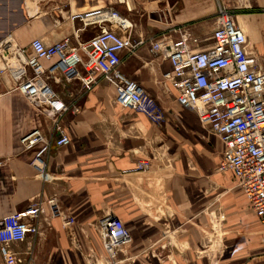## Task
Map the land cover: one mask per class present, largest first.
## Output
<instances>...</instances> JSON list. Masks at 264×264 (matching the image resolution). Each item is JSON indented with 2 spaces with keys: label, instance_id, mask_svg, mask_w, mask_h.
I'll use <instances>...</instances> for the list:
<instances>
[{
  "label": "crops",
  "instance_id": "crops-1",
  "mask_svg": "<svg viewBox=\"0 0 264 264\" xmlns=\"http://www.w3.org/2000/svg\"><path fill=\"white\" fill-rule=\"evenodd\" d=\"M109 7L128 20L132 41H143L121 53L119 70L160 108L123 109L103 78L86 90L79 80L46 73L69 108L49 118L15 90L18 60L0 52V221L45 204L39 233L14 248L25 264H108L98 224L112 215L130 234L125 264H264L262 227L232 173L217 170L220 138L201 125L195 110L177 104L174 87L162 77L171 70L169 61L150 51L152 41L183 34L198 41L196 50L210 47L211 16L223 8L264 70V0H187L179 6L130 0L128 10L113 0H0V39L12 38L27 53L35 39L47 45L69 39L76 47L100 28L75 17ZM56 124L70 138L66 147L55 145ZM36 130L50 145L45 174L21 144ZM143 160L147 170L135 172ZM52 199L61 216L76 220L72 237L62 217L52 218Z\"/></svg>",
  "mask_w": 264,
  "mask_h": 264
},
{
  "label": "built area",
  "instance_id": "built-area-1",
  "mask_svg": "<svg viewBox=\"0 0 264 264\" xmlns=\"http://www.w3.org/2000/svg\"><path fill=\"white\" fill-rule=\"evenodd\" d=\"M113 1L129 9L130 0ZM75 18L86 25L98 26L99 33L76 47L71 46L69 39L54 45L35 39L30 53L12 47L6 51H11L18 60L14 72L16 90L55 120L69 108L47 83L46 73L52 76L60 73L66 81L79 80L86 90L103 78L114 88L115 101L123 109L139 110L144 102L150 103L142 87L119 70L121 53L143 44L141 40L132 41V26L126 25L127 19L113 7ZM210 40V47L196 50L192 46L198 41L186 35L178 40L163 38L152 41L150 51L169 61L171 70L162 77L174 87L177 104L195 110L201 125L220 138L224 149L217 170L232 173L264 233V70L257 67L250 54L244 31L226 12L217 15ZM9 41L13 43L12 39ZM5 50L6 47H0V52ZM44 61L52 66L45 69ZM56 132L59 138L55 145L68 146L70 138L58 124ZM21 144L24 151L33 154L32 166L45 174L43 157L50 147L49 141L36 130L23 137ZM146 168L145 162H139L135 172ZM49 205L52 218L62 217L55 199ZM44 212V204L40 202L0 221V252L5 264H25L22 253L14 246L39 233V220ZM62 219L66 229H73L74 218ZM99 230L108 259L113 262L118 251L129 244L130 234L122 221L112 215L100 221Z\"/></svg>",
  "mask_w": 264,
  "mask_h": 264
},
{
  "label": "rangeland",
  "instance_id": "rangeland-1",
  "mask_svg": "<svg viewBox=\"0 0 264 264\" xmlns=\"http://www.w3.org/2000/svg\"><path fill=\"white\" fill-rule=\"evenodd\" d=\"M175 1V3H176V5L177 6H179V5H183V4H186L187 3V0H174ZM220 11H223V12H226L227 14H229L231 17H233V19H234V15L232 14V13H229V12H227V10L226 9H223V8H219L214 14L215 15H213V16H211V18H214V20L212 21V24H213V28H212V30H214V27H215V21H216V18H217V15L219 14V12ZM210 19V18H209ZM113 30H115V28H112ZM184 35V34H183ZM187 36V35H186ZM10 39H12V38H5V39H0V47L2 46V47H6V50H5V52L6 51H9L10 50V47H12V48H14V49H17L16 47H15V45H14V43H10ZM4 42V43H3ZM5 44V45H4ZM253 56V58H254V61L256 62L257 61V58H256V56L255 55H252ZM13 63V62H12ZM16 62L14 61V65H16L15 64ZM256 64H257V62H256ZM259 65L257 64V67H258ZM17 89V86L15 87V90ZM17 91V90H16ZM152 108H160V107H158V106H152V104L151 103H148V102H144V106L143 107H141L140 109H152ZM139 162H145L146 163V165H148V163H147V161H145V160H143V161H139ZM138 162V163H139ZM137 163V164H138ZM137 166V165H136ZM136 168V167H135ZM147 168H148V166H147ZM147 168L145 169V170H147ZM145 170H143V171H145ZM143 171H136V172H143ZM65 218H74V217H71V216H65ZM75 220V219H74ZM75 224H76V220H75ZM98 226H99V224H98ZM74 227V226H73ZM100 231V230H99ZM68 232L70 233V235H71V237H72V235L74 234V232H73V229L71 228V229H68ZM73 232V233H72ZM72 233V234H71ZM129 233V232H128ZM102 238V237H101ZM102 241H103V239H102ZM216 251V250H215ZM215 251H212V252H215ZM108 261V264H125V247L123 248H121L119 251H118V254H117V258H116V260H114L113 262H111L109 259L107 260Z\"/></svg>",
  "mask_w": 264,
  "mask_h": 264
},
{
  "label": "bare ground",
  "instance_id": "bare-ground-1",
  "mask_svg": "<svg viewBox=\"0 0 264 264\" xmlns=\"http://www.w3.org/2000/svg\"><path fill=\"white\" fill-rule=\"evenodd\" d=\"M126 25L130 27V23L128 22V20H126ZM9 38H10V37H9ZM3 43H4V42H3ZM4 45H5V44H4ZM6 47H7V46H6ZM15 62H16V61H15ZM17 62H18V61H17ZM17 62H16V63H17ZM147 166H148V165H147ZM44 205H45V204H44ZM43 216H45V215H43ZM62 217H63V216H62ZM64 217H65V216H64ZM66 230H67V229H66Z\"/></svg>",
  "mask_w": 264,
  "mask_h": 264
}]
</instances>
